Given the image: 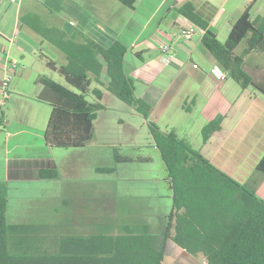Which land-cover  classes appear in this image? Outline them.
<instances>
[{"label": "trees", "instance_id": "16d2710c", "mask_svg": "<svg viewBox=\"0 0 264 264\" xmlns=\"http://www.w3.org/2000/svg\"><path fill=\"white\" fill-rule=\"evenodd\" d=\"M118 1L133 8L137 0ZM250 9L251 3L221 42L191 2L176 7L181 16L203 31L201 44L227 72L226 78L241 89L264 91V80L256 79L244 66L248 55L264 51V13L251 16ZM22 22L65 58L63 64H57L41 54L45 65L66 83L46 75L38 79L40 90L35 98L51 107L44 130L46 142L55 147L85 146L92 138L94 120L103 108L102 98L107 91L147 120L153 145L167 171L172 204L165 216L166 229L161 233L151 232L143 223L137 227L124 225L112 233H67L52 239L19 241L11 247V236L23 237L40 227L7 221L8 185L0 180V264H163L167 237L187 253L201 255L206 264H264V199L214 165L175 131L161 130L149 120L152 104L136 95L134 79L124 70L127 47L118 39L104 46L79 32L68 35L58 26L47 25L36 13L23 16ZM240 43L244 44L237 52ZM92 82L96 86L90 89ZM88 93L93 95L92 101L87 99ZM222 119L219 115L203 125V146L222 130ZM6 127L5 115L0 111V132ZM115 159L132 160L118 155ZM255 171L264 175V154ZM39 176L56 178L58 170L41 168Z\"/></svg>", "mask_w": 264, "mask_h": 264}, {"label": "crops", "instance_id": "0c3cea01", "mask_svg": "<svg viewBox=\"0 0 264 264\" xmlns=\"http://www.w3.org/2000/svg\"><path fill=\"white\" fill-rule=\"evenodd\" d=\"M40 1L46 11L37 13L32 11L31 0H0V54H2L0 103L5 98L7 100V112L0 109L5 115L7 124L6 131L0 132L2 146L0 180L39 183L41 180H47L40 178L41 168L58 170L59 166L52 146L45 140V126H41L44 112L45 114L48 112L45 106L47 104L35 98L40 90L38 79L46 75L45 71L37 69L32 73L33 86L28 88V91H25L21 85L24 70L13 69L14 76L6 84L3 83L6 77V65L10 61L8 58H13L11 59L13 61L14 55H21L24 59L25 53L33 54L36 47L47 48L51 54H54L57 64L65 62L61 52L48 48L47 45L52 46L29 25L22 22L23 16L36 13L47 25L58 26L68 35L79 32L104 46H108L115 39L121 41L127 47L123 60L124 70L134 79L135 93L152 104L149 119L164 131H175L178 137L186 140L192 147V136H194L193 143L197 146L193 147L194 149L201 150L214 165L239 182L247 184L264 199V178L255 171L257 161L264 154V91L260 89L254 91L250 87L241 89L230 78L219 82L212 81V69L218 64L201 44L203 31L190 24L176 11L177 6L189 1L196 11L209 21L208 28L211 31L213 26L219 30L227 20L228 35L232 23L244 9L235 10L231 6L228 11L223 10L229 0H137L133 8L123 5L118 0ZM232 13L236 17L230 21L227 17ZM254 14L251 16L258 13ZM182 29H191L189 39L179 36ZM215 34L218 37L217 33ZM164 44H169L174 52V57L168 63L161 61L160 47ZM15 48L18 52H15ZM136 52L139 55L136 56ZM195 54L200 56L198 63L194 61ZM193 63L197 64V67H194ZM17 75L21 77L18 78ZM103 79H106L105 75ZM4 90H7V96ZM181 93L182 97L186 93L190 97V103H184L185 110L182 111L186 114L194 113L195 119H192L196 126L194 134L188 130L186 124L191 119H185V116L182 121L179 115L173 120L172 117H168L161 122L162 117L170 114L172 110L173 96ZM104 95L105 93L103 98ZM103 98V108L100 111L106 110L108 105L106 101L105 104L103 103ZM11 103L14 104L13 107ZM112 103L117 102L112 100ZM114 106L122 109L121 104ZM129 109L132 111L131 108ZM40 110L42 114L39 113ZM219 115L223 116L222 130L215 132L208 144L203 146L201 135L197 132L201 131L205 123ZM141 121L144 123L146 120L143 118ZM180 126L183 129L179 130ZM58 173V177L53 179L60 177L59 170ZM55 198L63 203L73 199L66 190ZM151 203L125 204L124 206H131V209L136 210V219L131 220L130 218L134 216H129L130 212L126 209L122 217L124 222L122 226H118L119 230L124 225L137 227L145 223L151 232H163L165 229H162V226L153 230L150 224L153 221L145 217L155 213L160 221V218H164L168 213L156 214L155 206ZM22 216L12 223L30 224L27 222L29 221L26 219L27 216ZM178 256H183V259H178ZM163 264H206V262L201 255L187 253L167 237Z\"/></svg>", "mask_w": 264, "mask_h": 264}, {"label": "rangeland", "instance_id": "374dc122", "mask_svg": "<svg viewBox=\"0 0 264 264\" xmlns=\"http://www.w3.org/2000/svg\"><path fill=\"white\" fill-rule=\"evenodd\" d=\"M31 2L32 11L37 13L46 11L40 0H31ZM249 3H251V15L264 13V0H229L223 10L228 11L231 6L235 10H242L244 9L242 7ZM235 17V14L232 13L227 18L231 21ZM213 27V31L219 37L217 38L224 42L227 37L228 21L226 20L219 30L215 26ZM4 42L8 46L7 42ZM243 44L240 43L237 46V52L241 51ZM47 46L56 50L55 52H60L54 47ZM14 50L18 52L16 48ZM41 54L57 62L54 54L41 46L36 47L33 54L25 53L24 59L21 55H14V59L18 62V69H15L25 71L21 79V85L25 91L33 86L32 73L37 69L45 71L46 76L59 83L66 84L57 72L50 70L45 65ZM8 59L11 61L13 58ZM199 60L200 56L195 54L194 61L198 63ZM0 63L2 64V62ZM244 66L256 79L264 80V51L248 55L244 60ZM16 77L20 78L21 76L17 75ZM95 86L96 84L92 82L90 89ZM250 88L256 90L255 87ZM104 93L103 103L105 104L106 101L108 105L106 110L98 111L90 141L80 148L52 146L56 162L59 165L60 177L58 179L41 180L39 183L6 181L8 185L7 221L16 222L23 217L22 215H26V219H29V221L26 220L27 222L40 227L36 232L29 231L23 237L11 236V247L19 245L21 241L52 239L67 233H110L108 231L113 230L117 232L118 226L123 225L122 217L126 209L130 212L129 216H134L130 219H136V210L131 209V206H124L125 204L135 205L144 202L149 204L152 202L151 205L155 206L156 214L158 212L169 213L172 199L171 191L168 188L167 171L159 151L153 145L147 120L145 119L146 121L143 123L140 114L133 110L130 111V107L113 94L107 91ZM175 96L172 98L170 114L163 116L161 122L168 117H172L173 120L179 115H181L180 120L182 121L185 116V119H191L190 122L185 123L188 130L194 134L196 132L195 123L192 121L195 119L194 113L186 114L185 111H182L185 110L184 103H190V97L187 93L184 97H182V93L176 98ZM86 97L89 101L93 100L91 93H88ZM112 100L117 103H112ZM2 101L0 109L6 113L7 100L5 98ZM119 104L122 109L114 106ZM10 105L14 106L12 103ZM45 106L48 108V112L46 114L44 112L43 122L40 121V123L41 126L46 127L51 107L48 104ZM39 113L42 114V110ZM181 129L183 128L180 126L179 130ZM197 133L200 134V132ZM194 141L195 138L192 136V145L197 147L193 143ZM1 148L0 145V150ZM116 155L132 160L117 161ZM63 190L72 195L73 199L70 202L63 203L55 198ZM145 218L153 221L150 223L153 230L160 226L162 229H166V217L160 218L159 221L154 213ZM177 258L182 260L183 256Z\"/></svg>", "mask_w": 264, "mask_h": 264}, {"label": "built area", "instance_id": "2783aa9c", "mask_svg": "<svg viewBox=\"0 0 264 264\" xmlns=\"http://www.w3.org/2000/svg\"><path fill=\"white\" fill-rule=\"evenodd\" d=\"M191 29H185L182 30L179 34L180 37L184 38V39H189L191 37ZM160 49L162 50V56H161V61L163 63H168L171 61V59L174 57V52L171 49V46L168 44H164L160 47ZM17 61L13 60V61H8V65H6V77L4 80V84H6L10 78L11 75L13 74V69H15V67H17ZM194 67H197V64L193 63ZM227 76V72L222 69L219 65H216L211 72V79L214 82H219L222 81L226 78ZM4 94L5 96H7V90H4Z\"/></svg>", "mask_w": 264, "mask_h": 264}]
</instances>
